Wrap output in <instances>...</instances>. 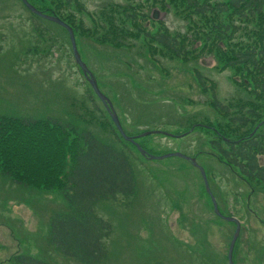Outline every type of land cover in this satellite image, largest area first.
Masks as SVG:
<instances>
[{
    "label": "rangeland",
    "instance_id": "1",
    "mask_svg": "<svg viewBox=\"0 0 264 264\" xmlns=\"http://www.w3.org/2000/svg\"><path fill=\"white\" fill-rule=\"evenodd\" d=\"M145 1L134 0L149 8ZM83 2L89 12L95 13L111 0ZM157 15L158 21L165 22L172 31L184 32L181 20L160 11ZM7 16L9 19L5 20ZM28 17L20 0H0V116L64 120L67 104L76 101L84 103L83 111L69 108L72 116L87 115L97 108L100 113L96 115L103 117L100 102L85 101L89 91L73 61L66 33L54 23L30 22ZM34 27L49 32L41 38L33 32ZM76 44L100 91L110 97L104 87L117 89L126 123L120 116L121 110L117 115L127 135L136 136L141 131L175 135L183 132L190 121L200 122L203 117L211 121L218 119L194 81L192 68L214 82L216 97L224 105L246 99L232 85L230 72L214 69L216 62L211 57L190 65L159 59L161 67L155 68L147 62L138 43L132 52L98 47L87 40H76ZM34 46L38 47V53L24 56L25 50ZM86 128L97 139L113 144L109 131L104 133L97 125ZM147 140L145 148L150 154L179 153L195 157L198 165L210 170L220 209L223 207L218 198H223L228 201L233 217L244 223L236 246L240 249L236 264H255V256L259 259L264 250V195L215 159L206 147L208 139L203 131H195L183 139ZM127 149L133 152L128 146ZM135 169L141 184L137 198L127 204L118 199L96 207L97 215L113 227L106 244L105 264H151L162 261L159 257H169L171 264H199L198 254L204 250L209 251V264H226L223 257L234 231L230 225L216 220L206 208L199 192L202 181L198 172L178 158L142 162L141 170ZM2 179L0 264H10L9 257L23 251L39 255L38 247L45 246L48 219L61 210V205L55 195L22 190ZM44 250L51 253L46 247ZM54 256L49 260L52 263L76 264Z\"/></svg>",
    "mask_w": 264,
    "mask_h": 264
},
{
    "label": "trees",
    "instance_id": "2",
    "mask_svg": "<svg viewBox=\"0 0 264 264\" xmlns=\"http://www.w3.org/2000/svg\"><path fill=\"white\" fill-rule=\"evenodd\" d=\"M27 1L95 45L132 50L138 43L152 62L157 57L182 63L212 57L220 71H230L247 99L227 107L211 101L220 117L216 126L211 125L217 134L203 133L210 151L248 183L262 185L264 190V168L257 162V156L264 155V132L250 137L253 127L264 121V0L146 1L181 20L184 32L152 22L146 6L134 0H111L95 13L82 0ZM196 81L203 94L214 96L213 84L207 89L198 73ZM91 113L88 120L72 116L67 122L0 117V176L23 189L57 194L64 204L48 219L39 255L18 254L12 264H55L49 261L54 254L76 264H105L113 227L97 215L96 207L118 199L127 204L137 198L141 184L135 168L141 170V162L104 116L96 115L100 110L94 108ZM90 125L109 131L113 144L97 139L86 128ZM208 252L198 254L199 264H209ZM159 260L151 264H171L169 257Z\"/></svg>",
    "mask_w": 264,
    "mask_h": 264
},
{
    "label": "water",
    "instance_id": "3",
    "mask_svg": "<svg viewBox=\"0 0 264 264\" xmlns=\"http://www.w3.org/2000/svg\"><path fill=\"white\" fill-rule=\"evenodd\" d=\"M21 1L23 2V4H24L29 10H31L33 13H37L32 7H30V6L27 4L26 0H21ZM39 15H40V14H39ZM40 16H41L42 18L46 19V20L52 21V22H54V23H57V24L63 26V27L68 31V33H69V37H70V41H71V45H72V50H73V54H74L75 61H76V63L79 65V67L81 68V70H82V72H83L84 75L89 74V72L86 70L85 66L81 63V61H80V59H79V56H78V54H77V52H76V48H75V43H74V38H73L72 31H71L67 26H65V25H64L59 19H57V18H54V17H48V16H42V15H40ZM89 75H90V74H89ZM89 83H90L92 89L94 90L95 94L100 98V100H101V101L104 103V105L106 106V100L100 95V93H99V91H98V89H97V87H96V83H95V81L93 80V78H92L91 76H90V78H89ZM107 104H108L109 108H111L110 104H109V103H107ZM108 111H109V109H108ZM109 112H110V111H109ZM110 114H111V118H112V120H113V122H114V124H115V126H116V128H117V130H118V132L121 134V136L124 137V134H123V132H122V130H121V127H120V125H119V123H118V120H117L116 116H115L113 113H110ZM145 135H147V134H145ZM124 138H125L126 140H128V141H131V139H129V138H126V137H124ZM137 149H138L139 151H141L140 148H137ZM141 152H142V151H141ZM169 156H179V157H181V156L178 155V154H174V155L163 156V157H161V158H159V159H163V158H165V157H169ZM191 162H192V164H193L195 167L198 168V170L200 171V173H201V175H202V177H203V179H204V173H203V170H202L200 167H198V166L194 163V160H191ZM204 180H205V179H204ZM205 184H206V183H205ZM206 189H207V192L209 193V190H208V188H207V185H206ZM212 200H213V199H212ZM214 208H215V212H216L217 216H219L218 212L216 211V206H215V204H214ZM228 221H230V222H234V223L236 224V230H235V233H234V235H233V237H232V240H231V243H230V246H229V250H228V263H229V264H232V262H231L232 250H233V247H234V243H235V241H236V239H237V237H238V233H239V224H238L235 220H232V219H229Z\"/></svg>",
    "mask_w": 264,
    "mask_h": 264
}]
</instances>
